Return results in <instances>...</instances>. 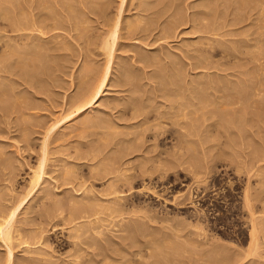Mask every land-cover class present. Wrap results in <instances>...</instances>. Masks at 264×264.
I'll list each match as a JSON object with an SVG mask.
<instances>
[{"label":"rangeland","instance_id":"374dc122","mask_svg":"<svg viewBox=\"0 0 264 264\" xmlns=\"http://www.w3.org/2000/svg\"><path fill=\"white\" fill-rule=\"evenodd\" d=\"M206 1L0 0V215L19 204L11 240L0 239V264H6L8 248L12 249L13 264H104L105 260H110L105 264H264V68L249 62L252 54L258 57L256 50L264 47L259 43L256 48V33L252 31L263 33L264 27H257L256 22H261L251 18L239 25L226 24L222 16L217 22L224 27L218 33L200 31L213 19L200 12L207 10ZM165 5L168 10L163 9ZM20 7L24 12L33 8L34 12L28 9L30 16H26L27 11L20 12ZM160 7V17L147 10L157 12ZM21 14L34 25L15 30L7 27L6 18L16 16L18 20ZM232 17L229 14L227 18ZM117 18L122 25L113 47L109 83L92 106L78 110L84 88L89 87L85 83L94 84L106 64L102 43ZM171 19L180 23L169 26ZM131 23L138 29L129 34ZM141 26L148 30L140 31ZM233 39H244L245 44ZM32 45L41 51L36 47V53L32 52ZM228 45L230 49L234 46L232 55L223 52ZM20 47L26 51L18 53ZM45 51H50L46 52L50 56ZM16 52L22 58L37 55L35 60L27 59L32 61H27L29 72L27 66L19 67L26 61L23 58L19 63L21 57ZM142 55L147 61L138 58ZM44 57L51 60L46 62ZM197 57V61L208 58V65L196 67ZM38 59L45 63L39 66ZM11 61L20 65L13 67ZM166 64L175 68H165ZM87 65L95 70L85 71ZM44 66L52 70L46 68L48 72ZM32 71H38L34 72L37 75ZM30 72L39 78L31 80ZM15 73L36 85L28 86ZM93 75L95 78L89 77ZM223 84L226 91L240 86L260 91L242 103L226 104L225 96L230 99L231 94L213 90L223 88ZM155 85L162 90L153 89ZM164 87L172 91L166 92ZM22 101L29 106L16 111L10 108L11 103ZM125 105L139 111L148 109L145 112L150 114L161 112L158 115L163 119L137 124V117L130 119L129 113L125 116L120 112L123 107L128 110ZM219 108H223L221 113ZM208 109L213 111H207L206 116ZM217 110L221 117L216 116ZM154 129L166 130L169 135L158 140L151 135ZM41 161L42 174L34 185L32 175ZM167 161H172L169 166ZM166 166L169 168L164 172ZM246 185L250 191L247 199ZM73 211L76 217H70ZM127 223L135 226L130 224L128 231ZM252 225L259 234L257 246L250 243ZM80 228H87L86 235ZM77 231L81 233L77 235ZM109 232L114 238H107ZM85 240L93 243L88 246ZM252 247L257 249L254 254ZM94 248L96 252L107 248L110 255H93ZM92 255L105 256L101 261Z\"/></svg>","mask_w":264,"mask_h":264},{"label":"bare ground","instance_id":"6f19581e","mask_svg":"<svg viewBox=\"0 0 264 264\" xmlns=\"http://www.w3.org/2000/svg\"><path fill=\"white\" fill-rule=\"evenodd\" d=\"M40 2H41V1H40ZM206 2H207V4H206V6H207V10H206V9H205V10H201L200 12H202V14H204L203 16H205L206 19H207V18H208V19L213 18V19H212V20L210 19L211 21L208 22V23H209L208 25H206V24H205V25L203 24V26L201 25L202 27H201V26H200V27H201L202 30L200 29V31H204V32H206V33H207V32H214V33L217 32V33H218V31H220V30L224 27L223 24L220 25V23L217 22V20H218V19L220 20V18H222V16H223V18H224V17L226 18V19H224V21H225V20L227 21L226 24H229V22H230V24H232V23H234V24H238L239 22L245 21V19H249V18H251V20L258 19V20L261 22V24L258 23V22H256L257 27H262V26L264 27V0H210V1L208 0V1H206ZM21 4H22V3H21ZM122 4H123V3H122ZM143 4H144V3H143ZM23 5H24V4H23ZM23 5H21V6H23ZM144 5H145V4H144ZM144 5H143V6H144ZM203 5H204V4H203ZM24 6H25V5H24ZM24 6H23V7H24ZM26 6H27V5H26ZM36 6H37V5H36ZM36 6H35V7H36ZM40 6H41V3H40ZM40 6H39V7H40ZM145 6L147 7L148 5L146 4ZM145 6H144V7H145ZM165 6H166V5H165ZM165 6H164L163 9L167 8V10H168V7H169V6H168V7H167V6L165 7ZM206 6L204 5V7H206ZM23 7H20L21 9H20V8H19V9L22 10V9H24ZM29 7H31V6H29ZM29 7H28V9H29ZM39 7H38L37 9H39ZM144 7H143V8H144ZM146 7H145V8H146ZM149 7H150V6H149ZM149 7H148V8H149ZM204 7H202V9H204ZM16 8H17V6H16ZM41 8H42V7H41ZM46 8H47V7H46ZM46 8H45V9H46ZM154 8H158V9H159V7H154ZM17 9H18V8H17ZM28 9H26V11H27ZM120 9H121V8H120ZM141 9H142V8H141ZM150 9H151V8H150ZM150 9H147V10H149V12H150V11H151V12H154V14L157 13L158 16L161 15V14H159V13H162V12H163V11L161 10V7H160V11L158 10L157 12H156L157 9H153V11H152V9H151V10H150ZM29 10H31V11L34 12L33 8H32V9H29ZM29 10H28V11H29ZM41 10H42V9H41ZM51 10H52V8H51ZM147 10H146V11H147ZM167 10H165V11H167ZM17 11H18V10H16V12H15V11H13V12L17 13ZM26 11H25V12H26ZM28 11H27V14L24 12V10H22V11H20V12L25 13L26 16H30L29 12H31V11H29V12H28ZM53 11H54V10H52V12H53ZM143 11H144V10H143ZM33 12H32V13H33ZM151 12H150V14H151ZM15 13H13V15H14ZM75 13H77V12H75ZM119 13H120V12H119ZM19 14H20V13H19ZM25 14H24V15H25ZM28 14H29V15H28ZM33 14H35V13H33ZM39 14H40V13H39ZM152 14H153V13H152ZM154 14H153V15H154ZM229 14H232L233 17L228 19L227 17L229 16ZM15 15H18V13L15 14ZM21 15H23V14H21ZM24 15H23V16H24ZM31 15H32V14H31ZM35 15H36V14H35ZM42 15H43V14H42ZM54 15H55V14H54ZM157 15H156V16H157ZM177 15H179V14H177ZM195 15H196V14H195ZM23 16H20V18H19V16H18V20H17L16 16H15V17L13 16L14 19H13L12 17L6 18V21H7V19H8V21H9V19L12 18V20H10V22H9L10 25H8V23H7L8 21L6 22L7 27H8V26H11V28L13 27L14 29H13V28H12V29L15 30V29H23V28H26V27L28 26L29 23L32 24V22H30L32 19H31L30 21H27V20H29L30 18L28 19V17L25 18V16H24V17H23ZM32 16H33V15H32ZM121 16H122V15H121ZM175 16H176V15H175ZM21 17H23L24 19H22ZM51 17H52V16H51ZM117 17H119V16H117ZM159 17H160V16H159ZM177 17H178V16H177ZM177 17H176V20L180 21L181 19H180V18H177ZM179 17H180V15H179ZM40 18H42V16H41ZM53 18H54V16H53ZM173 18H174V16H173ZM205 18L203 17V19H205ZM223 18H222L221 20H223ZM15 19H16V20H15ZM37 19H38V18L36 17L35 20H34V22H35ZM58 19H59V18H58ZM13 20H14V21H13ZM109 20H113V19H109ZM174 20H175V18H174ZM215 20H216V21H215ZM219 20H218V21H219ZM221 20H220V21H221ZM121 21H122V20H121ZM121 21L119 20V18H117V19L115 20L113 26H111V24L113 23V22L111 21V22H112V23L110 24L111 28L109 29L110 32H109V30L107 29L108 27L106 28V30L109 32V33H108L109 35H108V34H107L108 36L106 35L107 38L105 37V39L103 40L104 42L102 43V44H104L103 49H104V51H105L106 54H107V60H106V62H105L106 64L104 65V68L102 67L103 69H102L101 71L99 70V71L102 72V73H101V74L99 73L100 76L98 75L99 77H97L98 79H96V82H95V83H94V81H95V79H94V81H93L94 84H91V83H92L91 80H90V81H91V83H90L91 85L85 83L86 81L84 82V83H85V86L88 85L89 87H85V86H84V87H85V88H84V91L82 90V91H83V93H82V97H83V98H82V99L80 98V99L82 100V102H80V100L77 98V99L79 100L78 102H80L79 106H77L78 110H82V109H85V108H88V107L92 106V105H93V104H94V103L100 98V96H102V93H103L104 89L106 88L107 84L109 83V78H110V76H111V71H112V66H113L112 64H113V58H114L113 47H114V45H116V42H117V40H118V37H119L120 31H121V25H122V24H121V23H122ZM170 21H172V23H173V19H171ZM178 21H176V22L174 21V22L177 23ZM212 21H213V24H210ZM36 22H37V21H36ZM36 22H35V23H36ZM107 22H108V20H107ZM130 22H132V21H129V23H130ZM133 22H135V21H133ZM168 22H169V21H168ZM201 22H203V21L201 20ZM201 22H200V23H201ZM137 23H138V22H136V23H134V24L137 25ZM169 23H170V22H169ZM175 23H173V24L170 23L171 25H169V26H173V25H174L173 27H175V25H178L180 22H178L177 24H175ZM204 23H205V21H204ZM214 23H216V24L214 25ZM223 23H224V22H223ZM108 24H109V23H108ZM108 24H107V25H108ZM134 24H133V23L129 24V25H130V26H128V27H130V28L128 29V33H129V34H132L133 32H135V31L138 29V28H135V27H138V26H136V25H134ZM234 24H233V25H234ZM239 24H241V23H239ZM239 24H238V25H239ZM4 25H5V24H4ZM32 25H34V24H32ZM224 25H225V24H224ZM1 26H2V25H1ZM1 26H0V28H3V27H1ZM30 26H31V25H30ZM108 26H109V25H108ZM139 26H140V25H139ZM169 26H166V27H169ZM238 27H239V26H238ZM4 28H6V27L4 26ZM11 28H9L8 30H11ZM170 28H171V27H169V29H170ZM172 29H173V28H172ZM235 29H236V28H235ZM237 29H238V28H237ZM13 30H12V31H13ZM139 30H140V31H145V30H148V27H146V26H141V27L139 28ZM233 30H234V29H233ZM235 31H237V30H235ZM150 32H151V31H150ZM252 33H256V35H255L253 38H256V41H257V44H256V42H253L252 45H255V44H256V45H255L256 48H259L260 46L257 47V45H258L259 43H261V44H259V45H263V46H264V32L261 33V32L258 30V33H257V30L255 29V30L252 31ZM20 34H21V33H20ZM20 34H17V35H20ZM9 35H10V34H9ZM17 35H16V36H17ZM21 35H22V34H21ZM13 36H14V35H13ZM19 38H20V37H19ZM250 39H252V38H250ZM226 40H227V39H226ZM233 40H234L233 42L239 41L240 43L243 42V43L245 44V42L242 41V40H244V39H238V40L236 39V41H235V39H233ZM239 42H238V43H239ZM246 42L249 43V41H246ZM240 43H239V44H240ZM243 43H242V44H243ZM254 43H255V44H254ZM210 44L215 45L214 43H210ZM223 44H224V43H223ZM223 44H222V45H223ZM6 45H7V44H6ZM47 45H48V44H47ZM219 45L221 46V43H219L218 46H219ZM233 45H234V44H233ZM10 46H13V44L10 45ZM32 46L35 47L34 45H32ZM32 46H31V47H32ZM210 46L213 48L212 45H209V47H210ZM220 46H219V47H220ZM224 46H226V45H224ZM224 46H223V49H226V48H224ZM234 46H235V45H234ZM234 46H232L233 49H234ZM241 46H242V45H241ZM14 47H15V46H14ZM17 47H18V46H17ZM33 47H32V48H33ZM36 47H37V49H39V51H41V50H40V49H41L40 47H39V48H38V46H36ZM36 47H35L34 50L32 49V50H33L32 52L36 53V51H35V50H36ZM46 47H47V46H45V48H46ZM211 47H210V49H211ZM18 48H19V47H18ZM18 48H17V49H18ZM42 48H44V46H43ZM48 48H49V47H48ZM221 48H222V47H221ZM256 48H255V49H256ZM262 48H264V47H261V49H262ZM11 49H13V48H11ZM14 49H15V48H14ZM17 49H15V50H17ZM22 49L25 50L24 48H22ZM22 49H21V47H20V50L18 49V53H20V51H22ZM207 49H208V48H207ZM210 49H209V52H213V51L215 50V48L212 49L211 51H210ZM229 49H230V47H229V45H228V50H223V52L226 53V54H230V55H232V54H231V53H232V51H231L232 48H231L230 50H229ZM233 49H232V50H233ZM253 49H254V48H253ZM255 49H254L253 51H255ZM261 49H258V50H256V52H255V54H257L258 57H257V56H254V55L252 54V56L249 58V62H252V63L254 64V66H257V67H259V68H264V50L262 49V51H261ZM47 50H48V49H47ZM25 51H26V50H25ZM39 51L37 52V55H39V54L42 53V52L40 53ZM253 51H252V52H253ZM8 52H9V51H8ZM30 52H31V51H30ZM46 52H50V51H45V53H46ZM16 53H17V52H16ZM18 53L16 54L17 56H18ZM38 53H39V54H38ZM253 53H254V52H253ZM24 54H25V53H24ZM30 54H31V53H30ZM46 54H48V56H50L51 53H50V54H49V53H46ZM21 55H22V54H21ZM26 55H27V54H26ZM26 55H25V56L22 55L23 58L26 59V60L24 59V62L26 61V62H25L26 65H25V63H21V61H22L23 58H22L20 55H19L18 57H21V58H20L21 60H18L19 58H17L18 62L20 61L19 63L23 64V66H19L21 69H22V67L25 68V67L27 66V61H28L27 59L30 58V57L28 58V56H27V58H26ZM31 55L33 56V54H31ZM37 55H36V56H37ZM143 55H144V54H143ZM143 55H142V56H143ZM146 55H147V54H146ZM34 56H35V55H34ZM36 56H35L34 58H36ZM48 56H46V57H48ZM147 56H148V55H147ZM204 56H205V55H204ZM38 57L41 58L42 56L39 55ZM38 57H37V58H38ZM137 57H138V56H137ZM148 57H149V56H148ZM199 57H200V56H199ZM31 58H32V57H31ZM31 58H30V60H31ZM34 58H32V60H35ZM37 58H36V59H37ZM42 58H43V57H42ZM42 58H41V59H42ZM44 58H45V57H44ZM49 58H50V57H49ZM49 58H48V59H49ZM138 58H142V59H143L144 56H143V57L140 56V57H138ZM138 58H137V59H138ZM145 58H146V57H145ZM145 58H144V59H145ZM46 59H47V58H45V60H46ZM48 59H47V60H48ZM137 59H136V61H137ZM151 59H152V58H151ZM197 59H198V57L196 58V61H197ZM207 59H208V58H206V57L203 58V59L199 58V61L195 62L196 67H199V66L202 65V64H204V65L206 64V66H207V65H208V63H206V60H207ZM30 60H29V61H30ZM47 60H46V62H47ZM50 60H51V58H50ZM50 60H48V61H50ZM138 60H139V59H138ZM29 61H28V64H29ZM139 61H140V60H139ZM146 61H147V58H146ZM146 61H143V60H142L141 62L143 63V62H146ZM11 62H12V61H11ZM18 62L16 61V64H19ZM31 62H32V61H30V63H31ZM35 62H37V60H36ZM35 62H34V63H35ZM40 62L42 63V60H40ZM40 62H39V59H38V62H37V63L39 64V66H40ZM151 62H152V61H151ZM170 62H171V61H170ZM170 62H169V63H170ZM191 62H193V61H191ZM34 63H33V66H34ZM44 63H45V61H44ZM44 63H42V64H44ZM50 63L52 64V62H50ZM50 63H49V64H50ZM148 63H149V62H148ZM193 63H194V62H193ZM193 63H192L191 66H193ZM9 64H11V65L13 64V67H16V66H17L16 64H15V66H14V62L9 63ZM31 64H32V63H31ZM31 64H30L29 66H27V72H29V71H28V70H29L28 67H31ZM42 64H41V65H42ZM145 64H146V63H145ZM145 64H144V65H145ZM190 64H191V63H190ZM19 65H20V64H19ZM166 65H167V64H166ZM170 65H171V64H170ZM170 65H167V67H165V66H164V67H165V68H168ZM198 65H199V66H198ZM9 66H10V65H9ZM9 66H8V69H9ZM87 66H88V65H87ZM91 66H92V65H90V68H89V66H88L87 69H86L85 71H89L90 73H92L93 70H95V69L92 70ZM160 66H161V65H160ZM206 66H205V67H206ZM10 67H11V66H10ZM36 67H37V66H35V68H36ZM42 67H43V66H42ZM42 67H41V69H42ZM50 67H51V65H50ZM170 67H172V66H170ZM170 67H169V68H170ZM200 67H202V66H200ZM203 67H204V66H203ZM5 68H6V67H5ZM33 68H34V67H33ZM44 68L46 69V68H49V67H48V66H44ZM172 68H175V67L173 66ZM207 68H208V67H207ZM18 69H19V68H18ZM21 69H20V70H21ZM37 69H38V67L36 68V70H37ZM49 69H50V68H49ZM170 69H171V68H170ZM170 69H169V70H170ZM12 70H13V68H12ZM12 70H11V71H12ZM15 70H16L15 72H17V71L20 72V70H17V69H15ZM25 70H26V69H25ZM34 70H35V69H34ZM46 70H47V69H46ZM51 70H52V69H50L49 71H51ZM169 70H168V71H169ZM175 70H176V69H175ZM175 70H171V73H172V71H175ZM5 71H6V70H5ZM8 71H9V70H8ZM8 71H7V72H8ZM21 71H22V70H21ZM39 71H40V69H39ZM43 71L45 72L44 69H43ZM47 71H48V70H47ZM47 71H46V73H47ZM49 71H48V72H49ZM81 71H82V69L80 70V72H81ZM99 71H98V72H99ZM166 71H167V70H166ZM7 72H6V73H7ZM27 72H26V73H27ZM32 72H33V71H32ZM34 72H36V71H34ZM34 72H33V73H34ZM80 72H79V73H80ZM175 72H176V71H175ZM10 73H11V72H10ZM36 73H38V71H37ZM40 73H41V72H40ZM40 73H39V74H40ZM85 73H86V72H85ZM87 73H88V72H87ZM87 73H86V74H87ZM90 73H89V75H92V74H90ZM11 74H12V73H11ZM16 74L20 75L21 73H20V74H19V73H15V75H16ZM30 74H31V72H30ZM34 74H35V73H34ZM44 74H45V73H44ZM86 74H85V75H86ZM13 75H14V74H12V76H13ZM18 75H16V76H18ZM21 75H22V74H21ZM21 75L18 76V77H21L20 79H22V76H21ZM27 75L30 76L29 73H27ZM27 75H26V77H27ZM36 75H37V74H35V75H33V76H36ZM48 75H49V74H48ZM80 75H81V74H79V77H80ZM82 75H83V74H82ZM85 75H84V76H85ZM156 75H157V77H158V74H156ZM164 75H165V74H163V76H164ZM168 75L170 76L171 74H168ZM31 76H32V74H31ZM33 76H32V78H31V80H35V78H36V77H33ZM38 76H40V75H38ZM38 76H37V78H39ZM86 76H88V75H86ZM95 76H97V74H96ZM163 76H162V77H163ZM166 76H167V75H166ZM89 77H91L92 79L95 78L94 75H93V76H89ZM162 77H161V79H163ZM164 77H165V76H164ZM170 77H171V76H170ZM170 77H169V78H170ZM33 78H34V79H33ZM37 78H36V79H37ZM40 78H41V77H40ZM172 78H173V77H172ZM81 79H82V78H81ZM165 79H166V78H165ZM170 79H171V78H170ZM22 80H23V79H22ZM31 80H30L29 78H25L22 82L25 81V82H26L25 84L28 83V84H29L28 86H32V84H33L34 81L32 82ZM88 80H89V79H88ZM120 80H121V79H120ZM168 80H169V79H168ZM168 80H167V81H168ZM252 80L255 81L254 79H250L249 81H250L251 83H253ZM37 81H38V80H37ZM41 81H42V80H41ZM159 81H160V83H161V80H159ZM163 81H164V79L162 80V82H163ZM165 81H166V80H165ZM165 81H164V85L166 86V84H165L166 82H165ZM170 81H171V80H170ZM38 82H40V81H38ZM81 82H82V81H81ZM208 82H209V81H208ZM19 83H20V82H19ZM34 83H35V82H34ZM167 83H168V82H167ZM174 83H175V86L178 85V84H177L178 81H177L176 79H175V82H174ZM209 83L211 84V82H209ZM209 83H208V85H210ZM228 83H229V81L227 82V84H228ZM176 84H177V85H176ZM212 84H213V83H212ZM231 84H233V83L231 82ZM231 84H230V85H231ZM35 85H36V83H35ZM35 85H34V86H35ZM199 85H200V84H199ZM201 85H202V84H201ZM218 85H219V83H218ZM239 85H240V84H239ZM239 85H238V86H239ZM242 85H243V84H242ZM14 86H15V85H14ZM14 86H13V87H14ZM80 86H81V85H80ZM186 86H187V85H186ZM186 86H185V87H186ZM189 86H190V85H189ZM204 86H205V85H204ZM216 86H217V85H216ZM225 86H226V84H225ZM228 86H229V85H228ZM233 86H235V85L233 84ZM244 86H245V85H244ZM35 87H36V86H35ZM37 87H38V86H37ZM167 87H168V86H167ZM208 87H210V86H208ZM240 87H241V89L238 87V89H236V90H235V89H234V90L232 89V88H234V87H232V88L230 87L233 91H232L230 88H228L229 91H226V88H227V87L224 88V84H223V88H218V86H217V88L214 87L213 90H215V93H216V92H217V93H218V92H219V93L221 92V94H223V95H225V94H227V93H228V94H229V93L231 94V95H230V94H229V95H230L232 98H231V97H230V99L228 98L229 100L226 98V96H228V95L225 96L226 104H228V103H232V104H234V103H236V102H237V103H238V102L240 103L241 101H244V100L250 99L251 97H253V96L256 95L257 93L259 94V91H260L259 88H258L259 91L255 92V91H247L245 88H242V86H240ZM245 87H246V86H245ZM25 88H26V87H25ZM33 88H34V87H33ZM33 88H32V89H33ZM164 88H165V91L168 90V89H169L170 91H172L170 88H167V89H166V87H164ZM178 88H179V87H178ZM193 88H194V86H193ZM236 88H237V85H236ZM14 89H15V88H14ZM153 89L158 90V91H161V90H162V88H161L160 86H157V85L153 86ZM173 89H174V88H173ZM175 89H177V88H175ZM175 89H174V90H175ZM195 89H196V88H195ZM198 89H199V88H197V90H198ZM200 89H201V88H200ZM210 89H212V87H211ZM193 90H194V89H193ZM193 90H191V91H193ZM21 91H22V90H21ZM31 91H32V90H31ZM34 91H35V90H34ZM38 91H39V90H38ZM206 91H208V90H206ZM16 92H17V91H16ZM16 92H15V93H16ZM32 92H33V91H32ZM166 92H169V91H166ZM193 92H194V91H193ZM11 93H13V92H11ZM23 93H24V92H23ZM30 93H31V92H30ZM169 93H170V92H169ZM173 93H174V91H173ZM194 93H195V92H194ZM203 93H204V92H203ZM78 94H79V93H78ZM201 94H202V93H201ZM15 95H17V94H15ZM21 95H23V94H21ZM33 95H34V94H33ZM79 95H80V94H79ZM79 95H78V96H79ZM194 95H195V94H194ZM214 95H216V94H214ZM24 96H25V95H24ZM24 96H23V97H24ZM218 96H219V94H218ZM221 96H222V95H221ZM221 96H220V97H221ZM258 96H259V95H258ZM14 97H15V96H14ZM27 97H28V96H27ZM27 97H26V100H27ZM193 97H194V96H193ZM198 97H199V96H198ZM222 97H223V96H222ZM254 97H255V96H254ZM18 98H19V97H18ZM18 98H17V99H18ZM218 98H219V97H218ZM223 98H224V97H223ZM221 99H222V98H221ZM226 99H227L228 101H227ZM23 100H24V99H23ZM33 100H34V99H33ZM131 100H133V99H131ZM131 100H130V101H131ZM212 100H213V99H212ZM216 100H217V98H216ZM18 101H19V100H18ZM130 101H128V102H129V104L131 105V102H130ZM225 101H224V102H225ZM14 102H16V101H14ZM24 102H25V101H22V102H20L19 104H16V103H15L16 105H15L14 103H11L10 108L12 107L13 109H12V108H11V109H12L13 111H16V109H25V108H26L27 106H29V105H26L27 102H26V104H25ZM31 102H32V101H31ZM128 102H127V103H128ZM132 102H133V104H132V107H133V105H134V100H133ZM233 102H234V103H233ZM29 103H30V102H29ZM29 103H28V104H29ZM34 103H35V102H34ZM220 103H223V102L220 101ZM241 103H242V102H241ZM12 104H14V105L12 106ZM32 105H33V103H32ZM34 105H35V104H34ZM222 105H224L226 108L228 107V105H225V103L222 104ZM222 105H221V106H222ZM230 105H231V104H230ZM230 105H229V106H230ZM35 106L37 107V105H35ZM125 106H127V108L129 107L128 105H125ZM231 106H232V105H231ZM231 106H230V109L232 108ZM30 107H31V104H30ZM225 107H223V108H225ZM10 108L8 107V110H9ZM32 108H33V107H32ZM171 108H172V106H171ZM211 108H212V107H211ZM215 108L217 109V107H215ZM223 108H222V109H223ZM2 109H3V108H2ZM11 109H10V112H13ZM129 109L131 110V109H134V108H128V110H127L125 107H123V109H120V112H122L123 115L125 114V116H126V114L129 113L128 115H130V116H129L128 118H130V119H131V118H132V119L135 118V120H136V117H137V118H138V119L136 120V121H137V122H136L137 124H142V125H144V124H145L146 122H148L150 119H151V120H152V119H153V120H154V119L156 120L158 117H159V118L161 117V119H163V118H162L163 116H159V115H158V114L161 113V112H159V113H157V114H155V113H154V114H150L151 112H149V111H148V112H145V111H147L148 109L145 110V111H143V110H140V111H139V110H137V109H134V110L130 111ZM212 109H213V108H212ZM212 109H211V110H212ZM222 109L219 108V111H220V110L222 111ZM227 109H228V108H227ZM227 109H224V110H227ZM28 110H30V109L28 108ZM176 110H177V109H176ZM224 110H223V111H224ZM240 110H241V109H240ZM1 111H2V110H1ZM5 111H6V110H5ZM18 111H19V110H18ZM20 111H21V110H20ZM23 111H24V110H23ZM129 111H130V112H129ZM178 111H179V110H177L176 112L174 111V112H175V113H178ZM207 111H209V109L206 110V116L208 115V114H207ZM212 111H213V110H212ZM212 111H211V112L209 111V113H212ZM217 111H218V110H217ZM219 111L216 113V116L218 115V117H221L222 115H219V114H218ZM221 111H220V113H221ZM228 111H229V110H228ZM10 112H9V113H10ZM21 112H22V111H21ZM172 112H173V111H171L170 113H172ZM204 113H205V112H204ZM161 114H162V113H161ZM161 114H160V115H161ZM165 114H166V113H165ZM226 114H227V113H226ZM172 115H174V114L172 113ZM204 115H205V114H204ZM209 115H210V114H209ZM224 115H225V114H224ZM94 116H96V115H94ZM213 116H214V115H213ZM97 117H99V116H97ZM100 117H101V115H100ZM100 117H99V118H100ZM87 118H88V117H87ZM94 118H95V117H94ZM224 118H226V116H225ZM230 118H231V117H230ZM88 119H89V118H88ZM89 120H90V119H89ZM91 120H92V119H91ZM99 120H100V119H99ZM99 120H98V121H99ZM155 120H154V121H155ZM157 120H159V119H157ZM58 121H59V120H58ZM93 121H94V120H93ZM85 122H87V121H85ZM174 122H175V121H174ZM95 123H96V122H95ZM158 123H159V122H158ZM98 124H99V123H98ZM98 124H97V125H98ZM100 124H101V123H100ZM102 124H103V121H102ZM105 124H106V123H105ZM134 124H135V123H132V126H136V124H135V125H134ZM146 124H147V123H146ZM109 125H110V124H109ZM127 125L130 126L131 123H130V125H129V124H127ZM147 125H149V123H148ZM101 126H102V125H101ZM106 126H107V124H106ZM137 126H138V125H137ZM140 126H141V125H140ZM98 127H99V126H98ZM130 127H131V126H130ZM50 129H51V128H50ZM143 130H144V129H143ZM154 130H155V129H154ZM154 130H153V131H154ZM238 130H239V129H238ZM240 130H241V129H240ZM242 130H243V128H242ZM145 131H146V130H145ZM238 132H239V131H238ZM238 132H237V134H238ZM241 132H242V131H240L239 134H241ZM242 133H244V130H243ZM135 134H136V133H135ZM143 134H144V133H143ZM149 134H151V132H150ZM151 135H155V137L158 138V140H163V139H164L167 135H169V134L167 133L166 130H162V129L160 130V129H159V131L155 130ZM243 135H244V134H242V135H240V136H243ZM155 137H154V138H155ZM156 138H155V139H156ZM141 145H142V144H141ZM131 147H132V146H130L129 149H132V150H133V147H132V148H131ZM178 147H181V146L178 144ZM262 148H263V147H262ZM129 149H128V150H129ZM153 149H154V148H153ZM256 149H257V148H256ZM134 150H135V149H134ZM134 150H133V151H134ZM257 150H258V149H257ZM259 150H260V149H259ZM259 150H258V151H259ZM159 151H160V150H159ZM262 151H263V150H262ZM127 152H128V151H127ZM130 152H131V150H130ZM130 152H129V153H130ZM260 152H261V151H260ZM263 153H264V152H263ZM256 155H258V154H256ZM256 155H255V156H256ZM252 157H254V156H252ZM159 159H160V158H159ZM173 159H174V158H173ZM179 159H181V158H179ZM177 160H178V159H177ZM177 160H175V161H177ZM172 161L175 162L174 160H172ZM172 161H171V162H172ZM167 162H168V161H167ZM167 162H166V165L171 164L170 161H169L170 163H169V162L167 163ZM180 162H181V160H180ZM252 162H253V161H252ZM39 163L42 164L43 162L41 161V162H39ZM177 163H179V162H176V164H177ZM121 164H123V163H121ZM121 164H120V165H121ZM161 164L164 166V165H165V162H164V164H163V163H161ZM173 164H174V163H173ZM162 165H161V166H162ZM40 166H43V164H42V165H39L38 168H39ZM116 166H118V165H116ZM163 166H162V167H163ZM168 166H169V165H168ZM168 166H166V169L163 170L164 172L167 171V169L169 168ZM113 167H114V165H113ZM113 167L110 168L111 171H112V168H113ZM122 167H123V165H122ZM117 168L120 169V167H116V169H117ZM42 169H43V168L40 167V168H39L38 170H36V172L32 175V176H33V177H32V180L34 181V185L37 183L36 180L39 179V177H40V173H41L40 171H41ZM110 169L108 168V170H110ZM114 169H115V167H114ZM114 169H113V171H114ZM116 169H115V170H116ZM121 169H122V168H121ZM162 169H163V168H162ZM144 170H145V169H144ZM144 170H142L143 173L145 172ZM146 170H147V169H146ZM165 170H166V171H165ZM111 171H110V172H111ZM33 172H34V171H33ZM96 173H98V172H96ZM108 173H109V171H108ZM111 173H112V172H111ZM41 174H42V173H41ZM98 174L101 175L100 172H99ZM149 174H150V173H149ZM102 175H103V174H102ZM102 175H101V176H102ZM95 176H96V174H95ZM103 176H104V175H103ZM143 176H144V175H143ZM149 176H150V175H149ZM30 179H31V178H30ZM38 181H39V180H38ZM30 187H31V185H30ZM110 189H111V188H110ZM248 190H249L248 185H246L245 188H244V193H245L244 195H245V198H246V199H247V198L249 197V195H250V194H249L250 191H248ZM243 197H244V196H243ZM246 199H245V200H246ZM192 202H193V201H192ZM246 202H247V205H249V201L246 200ZM73 206H75V205H73ZM77 206H78V205H77ZM249 206H250V205H249ZM13 207H14V208H11L10 212L7 213L6 215H5L4 213H3L2 215H0V239H1L2 241L9 242V241L11 240L10 238H12V237H11V234H12V232H13L12 228L15 226L14 223L16 222V221H15V217H16V214H17L16 211H17V209H18V207H19V204L16 205V206H13ZM75 208H76V207H75ZM75 208H74V210H75ZM79 208H80V206H79ZM83 209H84V208H83ZM79 210H80V209H79ZM85 210H86V209H85ZM76 211H77V209H76ZM76 211H75V212H76ZM86 211H87V210H86ZM75 212L73 211L72 214H73V213L75 214ZM87 212H88V211H87ZM5 213H6V212H5ZM72 214H71V215H72ZM74 214H73L72 216H70V217H73V216L76 217V215H74ZM76 214H77V213H76ZM79 214H80V211H79ZM84 214H85V213H84ZM84 214H83V215H84ZM83 215H82V216H83ZM85 215H86V214H85ZM85 215H84V216H85ZM79 216H80V215H79ZM96 218H100V217L98 216V217H96ZM70 219H72V218H70ZM74 219H75V218H74ZM95 221H96V220H95ZM127 224H128V223H127ZM127 224H126V225H127ZM130 224H131V223H129L128 225H130ZM132 224L134 225L135 223H132ZM132 224H131V225H132ZM126 225H125V227H128V231H130V228H129V227H131V225H130V226H126ZM133 225H132V226H133ZM139 225H140V224H139ZM134 226H135V225H134ZM125 227H124V228H125ZM138 228H140V227H138ZM141 228H142V227H141ZM78 229H79V228H78ZM80 229H81V228H80ZM132 229H134V228H132ZM132 229H131V230H132ZM136 229H137V228H136ZM11 230H12V232H11ZM83 230H84V229H83ZM83 230L81 229L80 231H82L83 234H84V232L86 233L87 228H85V231H83ZM122 230H123V229H122ZM137 230H139V233H140V230H141V229H137ZM137 230H136V231H137ZM143 230H144V229L142 228V231H143ZM80 231H79V232L77 231V232H78L77 235H78L79 233H81ZM110 231H111V230H110ZM116 231H118V230H116ZM119 231H121V229H120ZM256 231H258L257 228H255L254 225H252V228H251V230H250V243H252V245L254 244V245L257 246V243H258V240H259V239H258V238H259V236H258L259 234H257ZM114 232H115V231H113V235L116 236L115 234H117V233L114 234ZM125 232H126V231H125ZM137 232H138V231H137ZM118 233H119V234H122V232H118ZM132 233H134V232H132ZM139 233H137V234H139ZM107 234H108V233H106V237H107ZM109 234H110V236L107 237V238H112V237L114 238V236L111 237V234H112L111 232H109ZM129 234L131 235L130 232H129ZM129 234H126V233H125V235H128V236L130 237ZM84 235H86V234H84ZM122 235H123V234H122ZM131 236H132V235H131ZM116 237H117V236H116ZM121 237H122V236H121ZM129 237H128V238H129ZM89 238H90V237H89ZM119 238H120V237H119ZM122 238H123V237H122ZM125 238L127 239V237H125ZM105 239H106V238H105ZM7 240H8V241H7ZM111 240H116V239H111ZM87 241H88V240H87ZM87 241L85 240V241H83V242L86 243ZM116 241H117V240H116ZM89 242L93 243L92 240H90ZM89 242H88V244L86 243V245L89 246V244H90ZM112 242H113V241H112ZM119 243H120V242L118 241V244H119ZM129 243H130V242H129ZM5 244H7V243H5ZM8 244H9V243H8ZM8 244H7V245H8ZM124 245H126V243H125ZM128 245H129V244H128ZM130 245H131V243H130ZM177 245H178V244H177ZM106 246H107V245H106ZM10 247H11V246H10ZM107 247L110 249L109 245H108ZM177 247H178V246H177ZM83 248H84V247H83ZM83 248H82V249H83ZM86 248H87V247H85L84 249H86ZM101 248H102V247H101ZM101 248H99V251H97V252H96V249L94 248L93 250H95V251H94V252L91 251V254H93V255H96V254H99V255L101 254V255H103V254H105L106 251H107V248H106V250H103V249L100 250ZM84 249H83V250H84ZM111 249H112V248H111ZM187 249H188V248H187ZM253 249H254V248L252 247L250 250H252V251H253V254H254L255 251H256L257 249H256V250H253ZM115 250H116V249H115ZM115 250H112L113 252L111 251V253H115V252H114ZM84 251H85V250H84ZM252 251H250V252H252ZM87 252H88V251H87ZM250 252H249V253H250ZM107 253H108V255H110L109 252H107ZM107 253H106V254H107ZM117 253H118V252H117ZM88 254H89V252H88ZM88 254H87V255H88ZM115 254H116V253H115ZM250 254H251V253H250ZM250 254H249V255H250ZM93 255H92V256H93ZM113 255H114V254H113ZM249 255H248V256H249ZM92 256H91V259H92ZM104 256H105V255H104ZM104 256H103V258H104ZM114 256H115V255H114ZM117 256H118V255H117ZM117 256H115V257H117ZM88 257H89V256H88ZM93 257H94V256H93ZM95 257H99V256L97 255V256H95ZM95 257H94V258H95ZM100 257H102V256H100ZM100 257H99V258H100ZM108 257H109V256H108ZM110 257H111V256H110ZM112 257H113V256H112ZM237 257H238V256H237ZM240 257H241V256H240ZM89 258H90V257H89ZM103 258H100V260L103 259ZM117 258H118V257H117ZM242 258H243V257H242ZM106 259H108V258L106 257ZM110 259H111V258H110ZM113 259H114V257H113ZM231 259H232V258H231ZM234 259H235V258H234ZM238 259L240 260V258H238ZM238 259H235V260L237 261ZM27 260H28V259H27ZM27 260H26V261H27ZM30 260H32V259H30ZM86 260H88V259H86ZM235 260H234V262H235ZM239 260H238V261H239ZM24 261H25V260H24ZM89 261H92V262L95 261V262H97L98 259H97V260L95 259L94 261H93V260H89ZM101 261H102V260H101ZM101 261H98V262H101ZM106 261H107V260H105V263H106ZM109 261H110V260H108L107 263H108ZM5 262H6V264H13V256H12V249H11V248H8V250H7V257H6V261H5ZM28 262H29V261H28ZM32 262H36V261L33 260ZM102 262H104V261H102ZM102 262H101V263H102ZM29 263L31 264V262H29ZM29 263H28V264H29ZM101 263H100V264H101ZM105 263H104V264H105ZM109 263H110V262H109ZM235 263H236V262H235ZM26 264H27V262H26ZM32 264H34V263H32Z\"/></svg>","mask_w":264,"mask_h":264}]
</instances>
